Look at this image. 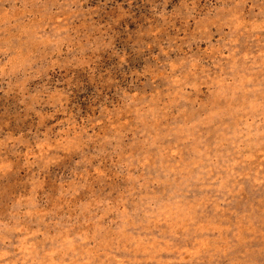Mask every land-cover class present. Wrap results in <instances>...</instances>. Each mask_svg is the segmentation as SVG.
<instances>
[{
    "label": "rangeland",
    "instance_id": "obj_1",
    "mask_svg": "<svg viewBox=\"0 0 264 264\" xmlns=\"http://www.w3.org/2000/svg\"><path fill=\"white\" fill-rule=\"evenodd\" d=\"M0 264H264V0H0Z\"/></svg>",
    "mask_w": 264,
    "mask_h": 264
}]
</instances>
